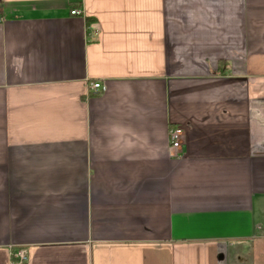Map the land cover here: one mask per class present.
Returning <instances> with one entry per match:
<instances>
[{
  "label": "crops",
  "instance_id": "obj_1",
  "mask_svg": "<svg viewBox=\"0 0 264 264\" xmlns=\"http://www.w3.org/2000/svg\"><path fill=\"white\" fill-rule=\"evenodd\" d=\"M0 9V264H264V0Z\"/></svg>",
  "mask_w": 264,
  "mask_h": 264
},
{
  "label": "built area",
  "instance_id": "obj_2",
  "mask_svg": "<svg viewBox=\"0 0 264 264\" xmlns=\"http://www.w3.org/2000/svg\"><path fill=\"white\" fill-rule=\"evenodd\" d=\"M73 15H80L82 11L79 9H74L71 11ZM5 20L4 15L0 9V23ZM106 89L102 82H94L91 84V90L93 91H104ZM184 138V129L180 126H172L170 128V141L171 149L174 155H177V151L181 148ZM13 263L14 264H25L27 261V252L24 249H19L13 253Z\"/></svg>",
  "mask_w": 264,
  "mask_h": 264
}]
</instances>
